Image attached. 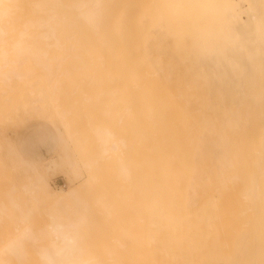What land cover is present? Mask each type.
<instances>
[{
	"label": "bare ground",
	"instance_id": "bare-ground-1",
	"mask_svg": "<svg viewBox=\"0 0 264 264\" xmlns=\"http://www.w3.org/2000/svg\"><path fill=\"white\" fill-rule=\"evenodd\" d=\"M32 120L59 132L57 159H26L17 151L13 136ZM255 124L257 135L250 133ZM5 144L32 182L22 190L54 203H68L95 174L147 181L137 189L150 193V264H240L223 246L208 251L177 240L184 203L169 209L165 199L240 187L247 206L259 210L243 248L255 246L248 251L264 257V0H0V166L9 158L1 161ZM79 151L82 159L74 156ZM57 170L68 189L50 186ZM212 210L196 220L222 227L220 210ZM47 217L43 241L30 226L14 228L17 240L0 244L5 264H24L32 243L29 257L39 264L51 219L65 223L54 212ZM161 226L176 240L160 235ZM80 239L79 264H102Z\"/></svg>",
	"mask_w": 264,
	"mask_h": 264
},
{
	"label": "rangeland",
	"instance_id": "rangeland-1",
	"mask_svg": "<svg viewBox=\"0 0 264 264\" xmlns=\"http://www.w3.org/2000/svg\"><path fill=\"white\" fill-rule=\"evenodd\" d=\"M81 123L79 122V127H78L79 129H81V127L83 126L82 125L83 123L82 124ZM25 126L28 127L25 128ZM260 127L261 126L255 124L252 127L250 133L253 131L255 135H257ZM37 129H40L42 131L36 132ZM2 131L3 130L1 129V132ZM22 135H24V137H22ZM59 135H60L59 132L57 133V131H55L49 123L42 121L41 123H39L38 121L32 120L30 122L24 123V126L18 128V132L13 136V143L15 144L17 151L24 158L32 159V160L41 159L43 162H47L52 158L57 159L59 152L57 153L56 151L59 145ZM68 146L69 148H71V150L74 149L73 142L69 141ZM4 147L5 148H3V153H2L3 155L1 156L4 159L1 158L2 159L1 161H3V163L7 161V163H5L7 167L4 164L0 166V169H2V173H0V244L9 241V239L16 241L17 239L14 238V234H15L14 228L21 226L23 227L24 225L28 227L30 226L31 228L30 231H32V233H35L38 236L39 240L43 241L42 233L44 231V226L48 222L47 214L49 212H54L65 223L67 224L72 223L76 225L79 237H81L80 240L81 241L85 240L83 242L86 244L87 248L90 251L93 250V253L92 252L91 253L93 254V256L95 254L96 257L94 256V258L102 262V264L104 263L115 264L114 262L115 260L117 261L116 264H118V262H120L121 264H131V263L136 264V262H138L139 264H144V260H142L141 257L143 259H147L145 260L146 261L145 264L146 263L148 264V262L150 264L151 253H150L149 243L147 242V238H149V224H147V220H148V202L150 199V193L147 190H140L139 188L137 189V184L146 185L147 181H139L133 179L123 180V179H117L115 177L106 176L105 174H104L105 176H103V174L102 176L101 174L100 176H97V174H95L94 177H98V178L91 179L92 182H90L89 184L90 186L87 187L84 191L80 192L78 195H76L68 203H54L42 193H38L33 190L32 191L22 190L23 185L31 186L32 182L28 181L27 177L24 176L25 174L22 173L24 169L23 166L20 165L19 167L18 165L19 168L17 167V164L15 163L13 158H11L12 156L9 155V150H7L6 144L4 145ZM69 148L68 151L70 150ZM74 153H75L74 156L76 158L82 159V155H83L82 151L81 152L79 151L77 155L76 152ZM79 153L82 155H80ZM4 154L5 155L7 154L6 155L7 157L4 156ZM5 157L6 159L9 157L8 158V160L10 159L9 163L8 160L5 159ZM85 159L86 158H84V160ZM10 164L11 167H13L14 165L15 167L8 168ZM3 166L5 169L4 171H3ZM15 168L16 171L14 170ZM6 169L9 171H7ZM83 173H85V171H83ZM84 175L86 176V173ZM197 181L200 183L208 182L205 180H197ZM209 182L214 183V181H209ZM49 184L53 189H65V190L68 189L67 178L61 170H57L49 174ZM239 189L240 187H236L233 188L231 191H226V190L214 191V192L208 191V193L205 194L201 193V194H192V195L183 193L180 196H176L173 194L168 195L167 198L165 199H167L166 202H167V207L169 209H174V206L172 204L177 200L184 203L182 207V211H183L182 216L179 217L180 219L179 218L176 219L173 229V231H175L174 232L175 235L177 232H179V236L181 235L183 237L180 238L178 235H176L178 236V238L177 237L174 238L175 236L174 234H173L174 236L171 235L172 233L167 234L171 232L170 230H167V228L169 229L168 226L166 227L161 226L158 228L160 235L163 234L164 237L166 235L167 236L171 235V237L173 238L171 237L169 238H171L172 240L173 239L176 240V238L177 240L180 239L181 241L186 243V245H189L190 241L198 245H206L207 247L205 246L204 248H206L208 251H210V247L213 248L212 250L214 249L217 250L218 247L223 246V248L226 250L227 253L231 252V254L232 253L234 254L236 252V254H234L236 256L235 259H240L239 262L240 264H243L244 261L246 260L249 261V258L250 259L252 258L253 261L256 258L255 264L258 263L262 264L264 262L263 261L264 257L262 255H258L257 257L254 258L255 255L251 254L257 252L256 250H254L255 246L250 247V245H248L247 247L243 248L244 243L247 242L248 239H249L248 241L250 242L251 240L250 234L254 235L253 232H250L249 234V229L250 231L256 232L255 231L256 228L254 229L253 227L251 229L250 226H252V224L250 225V221H253L254 216H256V218L259 219L258 217L259 210L258 208L257 209L254 208L255 209L254 210L255 214H254L253 209L249 208L246 204V201H244L245 199H247L248 196H242L241 195L242 193L239 192ZM213 208L215 210H220L217 216L219 215V217L222 220L220 221L222 227L221 225L218 226L217 225L218 222L213 219H211L213 223L210 221L204 222V221L196 220V218L198 217L197 215L202 214V212H205V214L202 215V217L204 218L211 217ZM246 212L252 213V215L251 214L249 215L252 218L251 217L249 218V216L247 218L248 213ZM221 215L224 217H222ZM262 216H264V213ZM24 217L28 218V220L25 221L26 223H24L21 220V218ZM82 219H84L85 222H83ZM181 219L183 220L184 223L178 224V222H181ZM225 219L227 220L226 223H224ZM201 222L203 226L205 224H208L209 226L205 227L206 226L205 225L204 227H201L200 226ZM228 223L230 226H228ZM180 224L182 225V229ZM244 224L247 226H245ZM175 225H177L178 228ZM184 225H186L185 228ZM197 225L199 226V228L197 227ZM226 226L227 228L229 227L227 229L228 231L226 230ZM258 229L263 230V228L261 229L257 228V231H259ZM141 230L142 231L145 230L143 232L144 234H142ZM160 230L164 232L162 233V231ZM244 231L246 233H244ZM183 232H185V234H183ZM227 232L228 233L230 232V234H228ZM260 234L258 233V236ZM139 236H141V238ZM187 236L188 238H186ZM243 236L246 237H244V239L242 240ZM245 238L248 239L245 241ZM88 241H90V243ZM117 242L118 245L116 244ZM131 242L132 244L135 245L132 246ZM247 243H245V246L247 245ZM119 244L124 245L125 248H123V246H120L121 247L120 249L116 247V245L119 246ZM33 246L34 243H32V245L28 244L25 247L24 264H35V262L33 263V261H31L32 258L29 257V253L33 248ZM132 247H134L133 248L134 250L138 249L139 252L137 253L138 250L134 251L133 249H130ZM140 247L142 248V252H144V254L147 255L146 258L145 255L141 252ZM248 247H250V249ZM126 248L128 249V251L126 250ZM107 249L108 251H110L109 254L107 253L108 252ZM237 250L239 251L238 254H237ZM248 250L252 252L250 253V251ZM140 252L142 253L141 257L140 255H138L136 258V256L134 255H137ZM115 253L117 256H115ZM128 253L129 255H127ZM123 254L127 256V259H129V257H131L132 255L133 256L131 260L129 259L130 260L129 261L127 259L125 260V256ZM238 255L240 257L237 258ZM4 256L9 258L8 254L1 255L0 260L3 261L2 264H5L4 260H8L4 258ZM134 258L136 260H134ZM139 258L141 261L139 260ZM257 258L259 259V261Z\"/></svg>",
	"mask_w": 264,
	"mask_h": 264
},
{
	"label": "clouds",
	"instance_id": "clouds-1",
	"mask_svg": "<svg viewBox=\"0 0 264 264\" xmlns=\"http://www.w3.org/2000/svg\"><path fill=\"white\" fill-rule=\"evenodd\" d=\"M48 244L38 251L39 264H79V234L75 224L61 223L55 217L47 228Z\"/></svg>",
	"mask_w": 264,
	"mask_h": 264
},
{
	"label": "crops",
	"instance_id": "crops-1",
	"mask_svg": "<svg viewBox=\"0 0 264 264\" xmlns=\"http://www.w3.org/2000/svg\"><path fill=\"white\" fill-rule=\"evenodd\" d=\"M42 130H40V129H37V131L36 132H41ZM26 136V135H25ZM22 137H24V135H22ZM181 264H183V263H181ZM184 264H189V262H184ZM193 264V263H192Z\"/></svg>",
	"mask_w": 264,
	"mask_h": 264
}]
</instances>
